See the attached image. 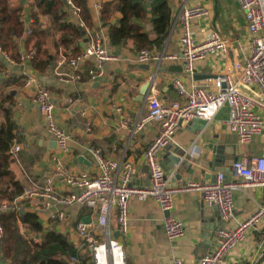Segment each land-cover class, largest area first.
<instances>
[{
    "label": "crops",
    "instance_id": "0c3cea01",
    "mask_svg": "<svg viewBox=\"0 0 264 264\" xmlns=\"http://www.w3.org/2000/svg\"><path fill=\"white\" fill-rule=\"evenodd\" d=\"M105 1L109 0H88V4L91 9L93 28L102 30L105 36L104 44L112 53L113 59L102 64L104 74L97 79H91L87 74L92 62H86L83 65L81 81L73 83L59 79L58 73L70 71L63 56H60L57 62L44 72H39L32 68L29 62L22 60L21 54L33 48L30 45L27 46L25 41V29L30 27L33 21L32 11L26 0H10L13 6L22 5L20 20L22 19L24 33L16 38L18 61L10 57L7 59L6 54L0 51V123L8 114V118L16 126V142L21 148L11 168L18 178L24 182L26 180L27 187L33 184L39 185L43 176L53 171L51 155L56 152V145L46 131L45 121L38 107L32 102L31 89L22 87L24 71L33 74L37 81L51 91L57 120L70 136L68 142L70 152L62 156L70 173H78L86 169L91 174H96L97 166L87 151V147L93 146L98 147L104 155L113 159L125 157L132 161L135 170L133 183L140 186L148 183L149 175L142 153L156 135L157 126L153 121H148L140 132L130 135L128 128L122 125L121 119L123 117L134 119L139 113L145 111L146 93L140 101V89L153 74L155 65L138 62L137 50L131 41L119 46L109 45L106 40V29L100 23V8H97V5H102ZM167 1L172 15H175L177 0ZM64 2L63 10L68 12V19L83 27L78 21V15L73 12L72 6L66 0ZM189 2L203 6L208 11L206 16L195 19L191 23V31L196 40H202L210 31L216 29L230 41L231 49L226 55L214 54L194 62V74L202 73L212 76L199 80L188 77V82L210 83L215 78L214 75L229 67L234 70L242 66L248 50L245 19L235 0H189ZM146 8L147 21H149L151 17L149 2ZM117 15L116 13L112 20ZM43 21L44 18L39 13L37 22ZM142 25L145 30L151 29L149 22H144ZM84 30L85 35L79 41L81 48H83L81 43L88 40L87 31L85 28ZM180 36V24L174 22L162 49L167 53L180 55ZM52 39L53 36H48L46 46L49 52L53 51ZM180 66H183L181 59H167L162 61L157 71L156 86L158 96L163 101L178 97L170 84V79L182 71L179 70ZM118 108L120 110H117ZM226 115V107H222L211 121H206L202 128L190 129L188 123H182L179 126L174 135V142L164 147L158 154L169 185L184 183L183 179L186 177H190L192 181L210 180V174L216 173L208 168V162L213 156L209 147L212 144L222 145L224 151L222 165L227 167H230L234 158H249L264 154V128L249 142L241 144L236 134L227 129ZM177 158L180 164L175 163ZM225 173L229 176V173ZM54 182L58 190L66 191L60 178L56 177ZM21 200H23L22 197L17 198V201ZM24 201L26 205L32 202L27 199ZM34 201L40 202L41 199ZM257 203H264L263 188L250 187L235 190L233 218L224 222L220 219L216 207L205 204L199 193L194 191L176 193L172 213L182 221L184 235L175 241L172 252L161 223L157 203L152 199L139 201L131 197L129 199V230L125 236H120L116 218L113 215L111 217L112 236L119 239L124 246L125 264H168L173 256L182 259L183 264H197L203 254L213 250L217 229L222 226H231L243 219L255 209ZM53 211L54 208H48L38 213L40 223L46 229L54 228L68 236L70 243L74 246L72 228L78 220H88L89 210L78 205L66 208L70 223L65 224L51 220L50 214ZM19 231L22 234L25 231L20 223ZM32 236L35 241H39L38 234ZM260 240L264 241V223L251 231L246 239L225 257L223 264H256L263 250L258 246ZM68 255L66 252L63 253L62 258L70 264Z\"/></svg>",
    "mask_w": 264,
    "mask_h": 264
},
{
    "label": "built area",
    "instance_id": "2783aa9c",
    "mask_svg": "<svg viewBox=\"0 0 264 264\" xmlns=\"http://www.w3.org/2000/svg\"><path fill=\"white\" fill-rule=\"evenodd\" d=\"M243 13L246 23L248 50L240 68L224 70L210 83L196 84L188 82L194 74V62L206 59L214 54H227L231 49L230 41L218 30L210 31L202 40H196L191 31V23L207 15L205 7L194 5L189 0H177L174 22L181 27V53H167L164 49L141 48L136 52L140 63H153V74L148 80V89L144 96L145 111L134 119L123 117L121 123L127 127L130 135L140 132L145 123L153 121L157 132L142 153L148 171V183L135 185L134 164L122 157L118 160L108 157L98 147L89 146L87 151L97 166L96 174L84 169L70 173L63 160V155L70 152L69 133L58 122L51 91L36 80L33 74L23 72L24 89H31L32 102L38 107L45 121L47 133L54 140L56 152L51 155L53 171L45 174L39 185L25 188L19 196L31 200L26 208L36 214L48 208H54L50 214L52 221L70 223L66 208L72 205L86 207L88 220L75 222L73 252L68 255L70 264H81L80 255L86 252L93 264H125V250L122 242L112 236L111 217L114 215L120 236L129 230V199L139 201L154 200L161 214V223L173 252L175 241L184 235L183 223L173 213L174 195L184 191L200 194L203 202L216 207L219 217L227 222L234 214V191L250 187L264 189V154L249 158H240L231 162L229 176L224 171H217L214 180L192 181L184 184L169 185L158 154L174 142V135L182 123L204 119L211 121L220 108L226 107L225 124L227 129L236 134L237 140L245 144L260 134L264 128V0H235ZM78 15L79 8L71 0H66ZM101 9V5H97ZM22 22V19H21ZM88 46L71 57L67 64L70 71L58 73L63 82L81 81L83 65L91 61L87 74L97 79L104 74L102 64L112 60L113 55L104 44L105 36L101 29H86ZM31 33L28 26L25 35ZM35 54L30 48L21 54L29 62ZM8 56L6 55V58ZM181 59L182 71L170 79L172 88L178 97L163 101L158 96L156 86L157 71L162 61ZM8 59V58H7ZM117 110H120L119 108ZM21 146L14 142L10 152L15 155ZM62 180L66 191H60L55 185V178ZM41 199L40 202L34 200ZM19 206H8L0 199V214ZM264 223V203H257L255 209L243 219L231 226L217 229L215 246L212 251L203 254L197 264H223L227 255L243 242L248 234ZM4 229L0 222V238ZM264 248V241L258 242ZM168 264H183L182 259L173 256Z\"/></svg>",
    "mask_w": 264,
    "mask_h": 264
},
{
    "label": "trees",
    "instance_id": "16d2710c",
    "mask_svg": "<svg viewBox=\"0 0 264 264\" xmlns=\"http://www.w3.org/2000/svg\"><path fill=\"white\" fill-rule=\"evenodd\" d=\"M26 1L33 17L31 33L25 38L26 45L35 49L29 61L32 68L44 72L60 56L68 61L83 50L79 42L82 32L84 28L93 29L88 0H71L79 8L78 21L84 28H79L78 24L68 19V12L63 10L64 0ZM147 2L151 14L149 21ZM39 13L44 18L41 23L37 22ZM116 13L118 15L112 20ZM21 14V4L13 6L10 0H0V51L14 61L19 60L16 38L24 33ZM99 17L101 25L106 29L109 45L119 46L131 41L136 50L162 49L174 23V14L167 0H109L102 3ZM144 22H149L151 29L145 30L142 25ZM48 36H53L52 52L46 46ZM15 129V124L6 114L5 120L0 123V199L8 206L17 204L19 209H8L0 214L4 229V235L0 238V260L4 259L6 264H68L62 258L63 253L73 252L68 236L54 228H44L38 215L26 208L25 201H17L27 185L26 180L24 182L18 178L11 168L19 154V151L15 155L10 152L16 142ZM19 223L25 229L24 234L19 231ZM34 234L40 236L39 241L34 240ZM81 255V264H93L86 252Z\"/></svg>",
    "mask_w": 264,
    "mask_h": 264
},
{
    "label": "water",
    "instance_id": "95a60500",
    "mask_svg": "<svg viewBox=\"0 0 264 264\" xmlns=\"http://www.w3.org/2000/svg\"><path fill=\"white\" fill-rule=\"evenodd\" d=\"M79 28H82L81 25H78ZM83 35H85V31L82 32ZM81 45L83 46V48H86L88 46V42L87 40L83 41V43H81ZM232 67H229V69H227V71L233 70L231 69ZM180 71L182 70V66H180ZM212 75H208V74H202V73H197L192 75L194 80H199V79H203V78H207L210 77ZM216 77V75H214ZM148 81L146 83H144L140 89V94H141V98H139V100L141 101V99H143V95L144 93H146L147 89H148ZM206 123V120L204 119H197V120H192L190 122H188L187 125L190 126V129L195 130L196 128H202L203 125ZM191 131V130H190ZM194 132V131H193ZM210 149L212 150L213 156L212 159L208 162V168L212 171V172H217V171H225L227 173H230V168L227 166H223L222 165V158L224 157V151H223V147L222 145H209ZM225 162V158L223 159ZM236 160V158L233 159V161ZM176 164H180L179 163V158H177L175 160ZM210 171V172H211ZM167 177V176H166ZM215 177V173L210 174V180H214ZM186 183L187 181L190 180V177H186L183 179ZM172 181V180H171ZM184 183H179V184H184ZM263 254H264V249H263ZM5 263V260L2 259L0 261V264ZM256 264H261V261H257Z\"/></svg>",
    "mask_w": 264,
    "mask_h": 264
},
{
    "label": "rangeland",
    "instance_id": "374dc122",
    "mask_svg": "<svg viewBox=\"0 0 264 264\" xmlns=\"http://www.w3.org/2000/svg\"><path fill=\"white\" fill-rule=\"evenodd\" d=\"M264 249V248H263ZM257 261H261V264H264V254H263V250H262V253L261 255L259 256V258H257L256 262Z\"/></svg>",
    "mask_w": 264,
    "mask_h": 264
}]
</instances>
